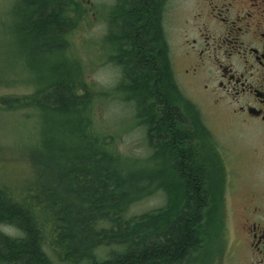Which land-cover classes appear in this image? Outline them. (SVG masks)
I'll use <instances>...</instances> for the list:
<instances>
[{"label":"trees","instance_id":"1","mask_svg":"<svg viewBox=\"0 0 264 264\" xmlns=\"http://www.w3.org/2000/svg\"><path fill=\"white\" fill-rule=\"evenodd\" d=\"M164 2L116 0L106 11L104 42L120 70L117 89L142 117L154 148L152 163L124 169L112 137L93 129L95 96L81 63L66 56V36L84 13L80 1L14 0L8 13L36 87L1 96L0 105L39 110L45 139L24 190L0 186V224L18 232H0V264H184L209 241L217 190L198 169L183 173L186 128L161 27ZM157 178L173 186L162 190L172 201L127 216L130 202L153 192Z\"/></svg>","mask_w":264,"mask_h":264},{"label":"flooded vegetation","instance_id":"2","mask_svg":"<svg viewBox=\"0 0 264 264\" xmlns=\"http://www.w3.org/2000/svg\"><path fill=\"white\" fill-rule=\"evenodd\" d=\"M178 8L165 0L161 27L186 128L183 173L189 177L198 169L205 179L215 180L209 178L214 185L209 190H221L230 178L264 170V0H192L189 8ZM195 90L210 105L222 106L220 118L237 123L250 142L234 149L220 144L204 123L202 101L190 97L195 99ZM157 110L161 108L156 106L158 119L162 115ZM169 159L174 170L177 155ZM224 207L225 219L208 225L207 237L213 240L229 232ZM217 212L220 218V207ZM235 221L245 264H264V190L244 192Z\"/></svg>","mask_w":264,"mask_h":264},{"label":"rangeland","instance_id":"3","mask_svg":"<svg viewBox=\"0 0 264 264\" xmlns=\"http://www.w3.org/2000/svg\"><path fill=\"white\" fill-rule=\"evenodd\" d=\"M78 1L84 13L78 25L66 36V56L81 63L84 79L94 91L95 99L91 108L93 129L112 137L109 138L112 140V149L121 157V166L124 169L142 166L147 161L151 162L154 148L149 145L147 127L142 117L137 116L131 101L117 89L120 70L109 61L110 46L104 42L106 11L113 8L116 0ZM13 3L14 0H0V97L28 95L36 87V77L23 60L25 52L12 28L13 15L8 12ZM171 3L181 10L183 6L189 8L192 0H171ZM173 53L172 51V56ZM193 93L196 97L194 99L190 95L191 99L202 101L199 108L204 123L213 131L214 138H218L220 144L234 149L237 146L243 148V145L250 142L245 140L244 131L237 123L229 125L227 120L220 118L225 113L222 106H212L208 97L200 95L196 90ZM209 114L211 116H207ZM44 139L39 110L33 107L6 109L0 105V186L5 184L6 190H12V185L16 184L20 186V190H24V180L32 172V158L43 151ZM154 166L157 169V164ZM161 181L160 178L152 181L150 188L153 192L130 202L127 216L160 208L168 202V198L171 200L173 193H166L164 196L162 190H171L173 186H164ZM246 190H264V170L257 169L247 176L241 174L239 177L230 178L225 189L222 182L221 190H217L215 194V208L209 221L213 218L216 222L225 219L224 206H228L229 232L219 240L209 238L204 247L192 253L184 264H245L244 250L235 240L234 228L239 202ZM218 207L221 208L220 218ZM0 232L11 236L18 235L13 227L6 224H0ZM100 249L107 256L106 249ZM47 252L55 260L52 253L48 250Z\"/></svg>","mask_w":264,"mask_h":264},{"label":"bare ground","instance_id":"4","mask_svg":"<svg viewBox=\"0 0 264 264\" xmlns=\"http://www.w3.org/2000/svg\"><path fill=\"white\" fill-rule=\"evenodd\" d=\"M165 37V36H164ZM39 93V92H38ZM50 116V115H49ZM152 117V116H151ZM153 121V120H152ZM157 128V127H156ZM192 141V140H191ZM182 186V185H181ZM140 226V225H139Z\"/></svg>","mask_w":264,"mask_h":264}]
</instances>
